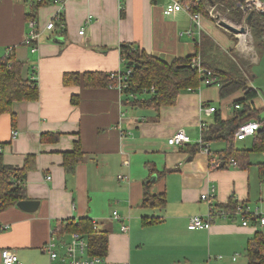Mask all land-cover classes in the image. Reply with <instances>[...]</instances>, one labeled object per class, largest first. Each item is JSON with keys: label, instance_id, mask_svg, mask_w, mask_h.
Instances as JSON below:
<instances>
[{"label": "crops", "instance_id": "0c3cea01", "mask_svg": "<svg viewBox=\"0 0 264 264\" xmlns=\"http://www.w3.org/2000/svg\"><path fill=\"white\" fill-rule=\"evenodd\" d=\"M171 3L65 0L62 21L47 30L59 6L0 0V58L13 54L37 87L35 98L13 104L14 116L0 115L1 154L6 165L25 167L27 200L39 201L34 212L17 204L0 210V264L6 249L25 264H58L46 245L66 256L84 219L107 234V264H249L248 244L264 233L259 220L216 216L209 229L188 228L190 217L208 214L201 195L210 191L220 207L248 204L264 215V153L251 151L252 137L234 144L250 151L248 165L231 163L236 154H227L225 141H210V154L199 144L214 112L230 117L242 91L222 98L219 84L202 83L181 90L174 104L141 105L93 76L126 70L125 43L167 64L195 56L204 34L223 50L233 46L220 20L166 14ZM32 20L41 31L35 51L25 43ZM180 129L190 142L169 145Z\"/></svg>", "mask_w": 264, "mask_h": 264}, {"label": "trees", "instance_id": "16d2710c", "mask_svg": "<svg viewBox=\"0 0 264 264\" xmlns=\"http://www.w3.org/2000/svg\"><path fill=\"white\" fill-rule=\"evenodd\" d=\"M203 1V0H202ZM202 1L196 4L193 0H185L192 5L194 12H201ZM211 4H223L227 7H235L232 12V17L237 20L244 18V9L241 6L245 5V0H209ZM203 13V12H202ZM247 24L252 28L256 36L261 38L264 35V15L256 11H250L245 15ZM216 42L207 34L202 36L201 44L197 45L196 53L205 48L217 47ZM201 48V49H200ZM264 55V43L259 45ZM123 63L126 70L121 72L125 74L129 69L132 70L130 77V86L121 90L125 96L135 95V101L132 103H168L174 104L181 90L190 88L195 89L206 80V75L199 73L196 67L192 66V59L195 56L184 59H177L171 64H167L158 58L141 51L137 46L131 43H125L121 47ZM201 58V64L206 69L213 73L216 77V83L221 88V97L227 98L237 92L242 91V96L233 101L234 110L230 117L223 118L221 111L214 112V123L211 126H206L203 131L202 138L205 142L210 141H225L228 145L227 154L234 153L236 165H239L238 160L243 165L249 164L250 151H235L234 144L236 142L235 132L237 128L244 122L251 120H260L262 130L258 132L253 139L251 151H261L264 153V118L260 117V113L264 111V106H258L257 98L259 92L249 84L245 76L238 70L234 61H230L231 65L228 68L220 67V69L212 70L208 62ZM133 62L134 65L129 63ZM136 65V66H135ZM22 63L16 61L13 54L0 58V115L11 113L13 104L17 101L32 99L37 96V87L35 83L24 80L21 73ZM116 73L96 74L98 76L97 84L99 86H114L119 88L118 77ZM152 87L155 88L152 91ZM147 93L151 97L143 102L140 95ZM130 101V100H129ZM143 102V103H142ZM239 105L240 108H235ZM14 116V115H13ZM14 119V117H13ZM78 156L80 146L77 145ZM228 156V155H227ZM230 156V155H229ZM261 174L264 176V164L260 166ZM27 178V170L24 168H14L6 165L3 156L0 152V203L3 209L9 205H15L19 201L27 200L28 195L25 187ZM145 202H148L147 199ZM160 202L165 204V198L162 196ZM220 207L219 205H217ZM224 210L231 208L220 207ZM76 233L87 238L89 254L92 256L105 255L108 246L107 234L97 231L94 224L89 219H84L75 226ZM249 264H264V233H258L254 239L248 244L247 249Z\"/></svg>", "mask_w": 264, "mask_h": 264}, {"label": "built area", "instance_id": "2783aa9c", "mask_svg": "<svg viewBox=\"0 0 264 264\" xmlns=\"http://www.w3.org/2000/svg\"><path fill=\"white\" fill-rule=\"evenodd\" d=\"M33 1V0H30ZM39 4L52 3L54 5L59 6V11L55 19L51 20L46 24L45 28L47 30H54L56 28L57 22L62 21V13L64 9L65 0H34ZM202 0H193L196 4H200ZM171 5L165 10L166 14H170L172 12L177 11H185L196 23L200 24L201 15L199 12H194L192 10V5L185 0H171ZM245 5L248 6L251 11H256L260 14L264 15V0H245ZM243 5L241 8H248ZM210 12V11H209ZM211 17L218 18L219 14L216 13L214 5H212ZM220 19V17L218 18ZM30 32L25 39V43L33 47V51L36 50L35 43L38 42L41 31L37 25L36 21H30ZM80 35H84L85 27H82L80 30ZM192 66L196 67L199 73L206 75L205 84L212 85L216 84V77L213 76V73L203 67L201 64L200 57H194L192 59ZM115 77H118L119 90H123L130 86V77L132 76V70H128L125 74H121V72L116 73ZM154 91L155 88L152 87ZM235 108L239 109L240 106L236 105ZM262 130V123L260 120H251L242 123L235 132V139L237 141L246 140L249 137H254L258 132ZM13 135H17V131H13ZM190 142L189 135L183 130H178L175 134H173L169 139L168 143L172 146H180ZM200 146L204 149V151L210 154V146L208 142H205L201 137L199 140ZM0 148V152H1ZM231 163L236 165L234 159H231ZM120 179L124 177L122 175L119 176ZM216 195L214 191L206 192L201 195V200L205 201L209 205V211L206 216L203 215H194L190 217L188 228L190 230H198V229H209L212 226V222L216 218V216L225 217V218H236L241 217L243 220V225H247L251 220H259L262 225H264V215L258 208H254L249 206L248 204H237L235 208L231 210H224L217 206ZM2 207V203H0V208ZM114 217L120 219V216L117 211L114 212ZM128 227L123 225L122 230L127 231ZM45 251H47L50 255V259L52 261H58V264H107V261L103 256L95 255L92 256L89 254L88 242L87 240L81 236L80 234L75 233L73 236V241L71 243V249L68 254L64 257H60L57 251L55 250V244L52 242L46 245ZM2 263L3 264H25L22 262L16 253L12 250L6 249L2 251Z\"/></svg>", "mask_w": 264, "mask_h": 264}, {"label": "rangeland", "instance_id": "374dc122", "mask_svg": "<svg viewBox=\"0 0 264 264\" xmlns=\"http://www.w3.org/2000/svg\"><path fill=\"white\" fill-rule=\"evenodd\" d=\"M208 1L209 0L202 1V11L200 13L203 12L205 15L211 16L212 5H214L215 11L219 14L220 19H218V17L213 20H215L216 22H218L219 20H225L236 27H246V34L248 39L246 41V46L243 48L241 46V36L243 34L239 35L227 30H223L233 43V46L228 48L227 50H223L216 43L218 45L217 47L205 48V53L202 49L198 54H196V57L203 58L206 62H208L212 70L220 69V67L228 68L231 65L230 61H234L236 67L245 76L249 84H252L255 88L258 89L259 96L256 103L258 104V106H264V55L261 53L262 50L259 48V45L264 43V35L261 38H258L256 36V33H254L252 28L247 24L245 18V15L247 13L249 14L253 9H250L245 5L248 8V11L242 8L244 9L245 13L244 18L241 20H237L232 17V12L235 11V7H227L225 3L211 4ZM233 110L234 109L232 107V111ZM260 117L262 119L264 118V111L260 113ZM248 142L249 139L246 143Z\"/></svg>", "mask_w": 264, "mask_h": 264}, {"label": "water", "instance_id": "95a60500", "mask_svg": "<svg viewBox=\"0 0 264 264\" xmlns=\"http://www.w3.org/2000/svg\"><path fill=\"white\" fill-rule=\"evenodd\" d=\"M219 25L224 28L225 30L232 32L234 34H246L247 33V28L246 27H236L232 25L231 23L225 21V20H220ZM130 65H134L133 62L129 63ZM136 66V65H135ZM17 206L28 212H34L37 210L39 206V201L37 200H22L17 203Z\"/></svg>", "mask_w": 264, "mask_h": 264}, {"label": "bare ground", "instance_id": "6f19581e", "mask_svg": "<svg viewBox=\"0 0 264 264\" xmlns=\"http://www.w3.org/2000/svg\"><path fill=\"white\" fill-rule=\"evenodd\" d=\"M240 35V34H239ZM241 39H242V47L244 48L245 46H246V41H247V39H248V37H247V34H243L242 36H241Z\"/></svg>", "mask_w": 264, "mask_h": 264}]
</instances>
